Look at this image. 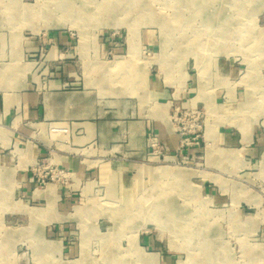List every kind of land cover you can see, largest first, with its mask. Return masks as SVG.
<instances>
[{"label":"rangeland","instance_id":"374dc122","mask_svg":"<svg viewBox=\"0 0 264 264\" xmlns=\"http://www.w3.org/2000/svg\"><path fill=\"white\" fill-rule=\"evenodd\" d=\"M30 38L38 58L27 72L42 97L62 93L63 121L27 134L22 109L0 115V143L17 138L0 147V264H264V162L225 157L230 148L208 137L212 125L251 124L264 148V0H0L1 82L25 78ZM151 79L168 99L150 101ZM204 94L208 106L196 99ZM88 106L91 121L107 124L111 149L77 142L72 118ZM147 111L165 114L173 149L153 130L143 142L131 135ZM37 138L51 145L24 173L20 152ZM136 148L145 154L122 155ZM60 151L94 169L127 159L160 175L128 192L99 182L88 196L97 177L80 179ZM48 191L74 200L73 226L53 237L32 198Z\"/></svg>","mask_w":264,"mask_h":264},{"label":"crops","instance_id":"0c3cea01","mask_svg":"<svg viewBox=\"0 0 264 264\" xmlns=\"http://www.w3.org/2000/svg\"><path fill=\"white\" fill-rule=\"evenodd\" d=\"M60 40L62 39L60 38ZM23 51L22 59L25 63V68L23 69L24 73L22 77L25 78L23 80L11 78L9 82L6 81L4 83L0 81V115L7 116L12 114L13 110L22 109V118L28 120L29 124V126L23 128L22 131L27 134H33L34 127L37 129V127L40 126H57L62 123L64 105L62 102V93L57 90L53 94L44 95V97H42V94H40L34 86L35 81L31 80L29 75L30 68L27 72L26 67L33 65V62H31L30 59L34 60L38 58V43L36 40L32 38L24 40ZM27 59L28 62H25ZM225 72L233 77L238 75L234 63L227 65ZM148 87L149 89L147 91L151 97L150 101L152 103L155 102L157 98L168 99L170 96L167 87L154 79H151ZM231 98L233 101V94ZM196 99L199 100L200 103H205L208 106V103L213 100V97L204 94L200 97L197 96ZM167 106L168 105H164V108H167ZM231 107L233 109V106ZM93 108L95 107L88 106L86 112H82L75 118H72L74 121V128L77 127L81 130V136L77 138V142H101L103 143V149H108L107 146L111 149L109 133L108 130L105 129L107 124L98 120L91 121L89 119L90 116L95 119ZM216 126L217 125H212V127H210L208 137L213 143H216L219 140L220 143L230 148L222 151V153L226 155L225 157L233 156L235 154V159L236 156H238L237 154L241 153L243 158L246 159L244 160L247 165H249L247 160L253 161L257 159L260 162H264V148L258 146L257 136L255 134L253 135L251 124H236V131L232 129L220 133L217 132ZM150 130L161 135L166 147L169 149L175 147L177 138L172 133L168 122L165 120V114L163 112L162 114L157 113L153 115L147 111V115L141 117L139 122L131 125V135L137 142H143L144 137ZM44 138L47 139V135L46 137L44 136ZM16 140L17 138L15 135H11L0 143V147L5 148L10 144L14 147ZM37 140H39L37 145L41 144L42 147L34 144H32V146L25 144V149L21 150V152L19 151L21 153H19L21 157L20 165L21 168H23L22 172L24 173L38 158L45 156L47 147L51 145L49 142L42 141L43 139L37 138ZM57 146H59V143L55 141L54 147L56 150L58 149ZM239 146H242V148L239 149ZM143 154H145V152H143L142 148H136L134 153L131 154L122 153L124 157L132 155L141 156ZM55 157L64 165L71 168V170L74 171L83 181L86 179L90 180L93 176L97 177V180L95 181L90 180L91 182H86L84 193L88 196H90L91 190L94 188L95 184L97 185L99 182H111L116 180L119 188L128 192L141 185L145 177L160 175L157 173L158 169L144 168L127 159L112 161L111 163L106 164V168L104 169H102V167L100 169H94V167L88 165L86 161L78 158V156L62 155V152L60 151ZM4 160L7 165L11 164L9 157H6ZM247 175H249V173ZM23 179L25 181L28 179L27 174H23ZM27 187H30L29 183L27 184ZM32 198L42 201L43 208L39 209L38 212L42 214L40 218L41 222H39V224L44 227V234L53 237L56 235L55 231L65 230L68 223L71 222V226H73V217L70 213V211L74 209V200L72 197L64 199L59 196L54 197L53 193L48 191L42 193L35 192Z\"/></svg>","mask_w":264,"mask_h":264},{"label":"bare ground","instance_id":"6f19581e","mask_svg":"<svg viewBox=\"0 0 264 264\" xmlns=\"http://www.w3.org/2000/svg\"><path fill=\"white\" fill-rule=\"evenodd\" d=\"M58 2V1H57ZM56 2V3H57ZM63 3V2H62ZM58 4V3H57ZM194 4V3H193ZM44 5V4H43ZM53 5V4H52ZM55 6V5H54ZM42 8V7H41ZM43 9V8H42ZM52 9V8H51ZM42 12V11H41ZM30 13V12H29ZM32 13V12H31ZM30 13V14H31ZM52 13V12H51ZM3 14V13H2ZM36 15V14H35ZM44 15V14H43ZM50 15V14H49ZM71 15V14H70ZM31 16H33L32 14H31ZM62 16H64V15H62ZM183 17V16H182ZM16 18V17H15ZM10 20H12V19H10ZM17 21H19V20H17ZM57 24H58V26H64L63 24H64V20H63V18L62 19H58V22H57ZM50 25H47L46 27L47 28H50V27H52V26H50ZM14 27V26H13ZM17 28V27H16ZM36 30H39L38 28L36 29ZM135 30V29H134ZM136 31V30H135ZM136 34V33H135ZM13 37V36H12ZM136 37V36H135ZM130 39V38H129ZM17 42V41H16ZM13 43V42H12ZM132 47H135V43H133V41H132ZM89 188V187H88ZM149 190V189H148ZM132 191V190H131ZM96 192H98V191H96ZM100 192V191H99ZM89 194V193H88ZM160 196V195H159ZM157 197V196H156ZM136 199H137V197H136ZM129 200V199H128ZM105 201V200H104ZM109 202V201H108ZM131 203V202H130ZM121 204V203H120ZM137 204V203H136ZM129 205V204H128ZM139 206H140V204H139ZM124 207V206H123ZM153 208V207H152ZM160 209V208H159ZM133 212V211H132ZM144 214V213H143ZM135 215V214H134ZM125 217V216H124ZM154 218V217H153ZM136 220V219H135ZM143 222H144V220H143ZM179 222V221H178ZM180 230V229H179ZM135 241V240H134ZM136 243V242H135ZM134 248H135V251H137V252H139V249L137 248V246H136V244H135V246H134Z\"/></svg>","mask_w":264,"mask_h":264}]
</instances>
